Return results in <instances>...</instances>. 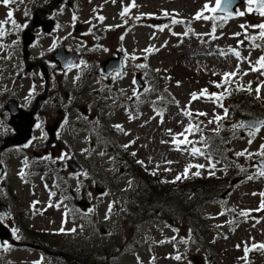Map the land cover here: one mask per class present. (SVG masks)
Listing matches in <instances>:
<instances>
[{
	"label": "rangeland",
	"instance_id": "374dc122",
	"mask_svg": "<svg viewBox=\"0 0 264 264\" xmlns=\"http://www.w3.org/2000/svg\"><path fill=\"white\" fill-rule=\"evenodd\" d=\"M51 1L12 0L8 5L0 2V18L7 20V13L11 11V20L15 21L13 24L9 20L6 36L0 35V137L11 134L7 102L17 97L29 102L35 93L44 90V79L37 74V70L34 74H26L23 44L19 41L22 31L32 27L34 12L39 8L48 10ZM130 1L72 0L70 6L66 0L65 6L60 8V27L52 34H41L30 48V59L33 56L44 64L52 61L50 55L53 47L62 43L69 50L89 54L97 52L102 59L114 55L117 50H126L128 69L119 80L115 78L107 84L106 79L100 77L101 74H95L99 69L97 64L91 68L87 65L78 66L62 76L60 83L56 76L52 77L49 86L56 93L52 99L44 101L47 104L39 107L42 122L47 111L60 122L64 119L69 121L79 119L83 114L79 110H72L69 114L64 110L67 115L62 118L65 91L89 89L83 92L88 94L77 100L81 104L92 100L91 110H95L101 102L100 94L104 89L106 105L118 104L122 95L126 110L115 109L108 119L109 126L120 125L122 128L110 136L118 140L117 148L100 143L108 131L93 135L79 130L76 123H69L58 136V141L67 151L45 155L41 166L44 168L29 170V158H36L34 151H5L0 155V163L8 167V176L0 181V202L11 203L18 211L26 208L36 211L38 215L28 221L31 222L30 228H64L70 231L65 237L53 236L55 234L51 232L42 241L35 240L38 237L35 230H28L30 241L23 239V242L41 243L63 255L64 259L51 258L47 264H194L196 257L207 258L210 255H214L218 262L216 264H241L246 260V249L264 245V208H261L264 203V177L258 175L259 168L254 163L264 157L260 154L261 146L264 145V128L253 137L249 130H237L232 119L220 124L219 141L223 149L220 155L229 160L234 171L221 186L208 185L205 189L213 191L201 200L198 198L204 190L179 196L168 195L166 199L175 197L170 202L171 206H168L170 203L165 204L166 199L160 201L156 197L151 201L138 189L126 159L133 149L138 151L139 156L143 154L147 157L152 167L173 177L193 163L204 167L215 165L213 170L221 169L225 175L221 168L223 165L217 158L207 159L193 154L189 145L177 144L175 140H185L187 137L193 141L199 140L204 130L216 127L214 121L217 119L209 113V109L218 114L224 109L213 98L200 97L197 92L201 85L214 89L211 86L216 87V80L224 81L222 75L225 72L235 73L234 80L239 79L243 83L244 91L247 92L240 95L244 114L250 117L255 113H264V68L253 70L260 66L257 61L264 57V52L248 49V45H257V42L249 40V36L241 46L232 38L235 31L243 35V29L261 31L254 26L263 24L264 17L258 18L253 10L249 11V5L240 6L239 12H244V15L225 20V28L214 33L216 36L224 34L225 41L218 46V43L208 40V35L212 34L210 27L213 15L204 7L205 4L209 8L215 7V0H134L139 10L163 13L150 18L145 24L131 14L133 21L128 20L126 26L117 25L121 22L120 7ZM197 13H202L208 19H196ZM174 20L178 22L173 23ZM191 21L192 30L203 40L180 45L179 35L184 32V23L188 25ZM133 23L136 26L128 29ZM76 25H81L82 31L75 32ZM90 27L95 30L92 32ZM79 33H85V36L81 37ZM16 44L19 51H10V46ZM233 50L241 51V56L237 57L232 53ZM138 72L142 73L145 84L152 81L160 89L162 86L168 87L170 92L167 95L158 91L150 92L152 87L148 85L139 90L134 80ZM88 74L91 75L88 76L90 87H84ZM230 78L229 81H232ZM6 87L9 90L14 88L15 93L1 94ZM193 93L197 94L196 99L192 98ZM145 98L158 100L161 105L169 102L165 106V113L160 114L164 120H159V112ZM102 122V119H97V125H102ZM190 126L198 127L199 131L186 132L185 129ZM43 134V130L36 132V147H40L38 142H45ZM249 140L252 142L249 143ZM3 143L0 142V146ZM127 145L130 147H124ZM118 147L119 151L116 150ZM241 152L244 155L238 156L237 153ZM70 160L80 165L79 172L69 169L67 161ZM25 163H28L26 168ZM31 170L35 171L31 182L24 183L25 176L30 180ZM7 181L11 182L8 187L10 191L5 184ZM95 185H99V188L95 189ZM101 187L105 189L102 194L98 193ZM170 189L173 188L164 186L156 195ZM84 199L89 202L86 211L77 207V202H83ZM66 200L76 205L73 215H68L70 207L69 204L65 205ZM146 205L156 209V214H163L157 217L162 222L138 226L134 228L135 234L131 230L133 221H125V217L132 207H136L137 211H132V215L141 218V211L145 210ZM244 212L248 215L241 214ZM187 213L201 236L196 241L190 237V222H181ZM6 218L10 219L9 216ZM73 228L75 231H71ZM151 237L156 241L165 240L162 245L154 247L147 242ZM31 251L11 247L0 250V262L28 264L31 258L37 256V251ZM172 253L181 258H173ZM253 258L254 264H264V248L258 247Z\"/></svg>",
	"mask_w": 264,
	"mask_h": 264
},
{
	"label": "snow or ice",
	"instance_id": "6c2138e0",
	"mask_svg": "<svg viewBox=\"0 0 264 264\" xmlns=\"http://www.w3.org/2000/svg\"><path fill=\"white\" fill-rule=\"evenodd\" d=\"M2 2H3V4L8 5V4H10L12 2V0H2ZM254 3L255 4H258V6H259L258 7V11L260 12V15L261 16H264V0H247V4L248 5H252ZM133 6H135V5L133 4ZM229 6H230V0H228V3H225L224 0H215V7L209 8L208 4H205L204 7H205V9H207V10H209L211 12H216L217 10H221V11L228 12ZM128 10H129L128 8H125L124 9V12H122L121 15H124L125 13H127ZM248 10L249 11H252L251 7H249ZM228 14L229 15H232L231 12H229ZM165 15H167V13H165ZM236 15L243 16L244 15V12H242V11L241 12H237ZM8 18H9V20H11V18H12V12L11 11L8 13ZM195 18L196 19H201V18L208 19V17L203 16L202 13H197V15H196ZM101 19H103V18H101ZM11 22L13 24H15V21L14 20H11ZM177 22L178 21H175V20L173 21V23H177ZM5 23H7V21L0 22V25L5 24ZM254 27H259L260 29H264V24H260V25L254 26ZM161 30H163V29H161ZM185 34H187V33H185ZM0 35H3L2 29H0ZM260 35H261V37H264V31H261ZM234 54L237 57H240V53L238 51H234ZM257 63L260 65L261 68H264V57H261L260 60L257 61ZM253 70H255V69H253ZM234 75H235V73H224V82L225 83H228L229 82V77L234 76ZM216 86L217 87H220L221 85L217 84ZM257 92H259V89H257ZM205 94H207V89H204V90L201 91V95H205ZM211 95L212 96H216L217 99H221L222 98V94L220 96H217L216 94H211ZM192 98L193 99H196L197 98V94L193 93L192 94ZM185 114L186 115H191V113H185ZM225 114H227V109H225ZM199 115H206V113H199ZM216 119L219 120L221 118L220 117H217ZM210 123H211V121H210ZM116 127L118 129L122 130V128H121L120 125H116ZM234 127H241V128L246 127V128L249 129V134L254 137V136H256V134L258 132H260V130L262 128H264V120L255 121L253 123H248V124H243L242 123L240 125H234ZM185 131L186 132L199 131V128L198 127H195V126H190L189 128H186ZM181 135H183V134H181ZM174 140H175V138H174ZM175 142L177 144L188 143L187 139H185V140H175ZM251 142L252 141L249 140V143H251ZM125 147H127V146H125ZM261 148H262V151H261L260 154L261 155H264V145H262ZM200 152H201V150L199 148H196V147H193L192 148V153L193 154L200 153ZM101 155H103V153ZM133 155H135V153H133ZM237 155L238 156L244 155V153H242V152L241 153H237ZM140 163H143V162H140ZM189 167L203 168L204 165H195V166L190 165ZM212 167L214 168L215 165H212ZM187 172H188V169L186 168L185 169V173H184L185 177L187 175ZM153 174H155V173H153ZM199 174H200L199 172L195 173V175H199ZM212 174H214V173H212ZM259 175L260 176H264V169H262L259 172ZM180 178H181L180 176H177L176 177L177 180H179ZM249 179H252V177H249ZM262 195H264V194H262ZM261 208H264V203H262ZM241 214L242 215H245V216L248 215V213H246V212L241 213ZM61 231H63V229H61ZM71 231H75V229L73 228V229H71ZM260 247L261 248H264V245H260ZM246 251H247V249H246ZM180 258H181L180 256L175 257V259H177V260H179Z\"/></svg>",
	"mask_w": 264,
	"mask_h": 264
},
{
	"label": "flooded vegetation",
	"instance_id": "af4514ba",
	"mask_svg": "<svg viewBox=\"0 0 264 264\" xmlns=\"http://www.w3.org/2000/svg\"><path fill=\"white\" fill-rule=\"evenodd\" d=\"M63 2H64V0H58V1L56 0V5H60ZM47 12L48 11H45V13H47ZM48 95L49 94H46L45 97H48ZM35 108H36V106H35ZM84 110H86V109H84ZM102 111H104V110H102ZM36 112H38V109L36 110ZM91 116L93 118H96L95 115L91 114ZM99 118L103 119V121H106V117H105L104 113H101V115H99ZM58 126H59V123L55 122L56 130L58 129ZM49 143H50V140L47 142V144H48L47 148H44L43 151H50ZM1 203L7 204L9 206L10 210H11V214H10L11 218L9 220L10 221V225L9 226H10V229H11V232H12L11 241L14 244L17 243L18 240H23V239H26V240L30 241L28 230H31V229L29 227L28 220H29V218L31 216V212L28 211L27 209H22L20 211L15 210V208H13V205L11 203H5V201L4 202H0V204ZM36 232H37V236L38 237L35 240L42 239V241H43V237H45L46 234H49L48 232L42 231L40 229L37 230ZM17 234H21V235L17 236ZM11 241H8V242H11ZM29 243L32 246L29 245ZM17 244L21 245V247H18L20 249H24V250H28V251L33 250L34 253L37 251V257L38 258L44 257L46 253H50L54 258L64 259L62 254L57 253L54 250L51 251L50 249L46 248L41 243L23 242L22 241V242H18ZM59 251H61V250H59ZM202 261L203 260L199 261L198 264H203Z\"/></svg>",
	"mask_w": 264,
	"mask_h": 264
},
{
	"label": "trees",
	"instance_id": "16d2710c",
	"mask_svg": "<svg viewBox=\"0 0 264 264\" xmlns=\"http://www.w3.org/2000/svg\"><path fill=\"white\" fill-rule=\"evenodd\" d=\"M204 88L205 86L201 87V90ZM238 110L239 108L237 109V111ZM133 153H135V155H133ZM145 160L146 159L143 154L142 156H139L137 150L131 149L129 156L126 159V162L128 163V166L133 170L137 181L138 182L140 181L143 189L147 191H151L150 189H153V191H156L159 188L158 182H157L158 179L166 178V177L161 176L157 173H155L157 177L150 175V173L146 170L147 167L145 166ZM140 162H143V163H140ZM180 177L181 178L177 180L179 186L196 187L198 185H208L209 183L213 182V178H203L201 174L195 175V173L190 172L189 170L187 172L186 177L184 174L180 175Z\"/></svg>",
	"mask_w": 264,
	"mask_h": 264
},
{
	"label": "water",
	"instance_id": "95a60500",
	"mask_svg": "<svg viewBox=\"0 0 264 264\" xmlns=\"http://www.w3.org/2000/svg\"><path fill=\"white\" fill-rule=\"evenodd\" d=\"M31 35L32 34H30L29 31H27L25 33V37H24L25 46H27L33 40V35L32 36ZM70 57H71V62L68 63L67 66L74 65L77 62V60L79 59V56L74 54V53H71ZM54 58H57V57L54 56ZM74 59H75V61H74ZM110 62L111 63L109 65V67L106 69V73L107 74H109L110 72H112L115 69L121 70V68H118L117 66H111L112 64H115V61L111 60ZM137 80H138V82H140L139 79H137ZM10 107H11L10 109L13 111V117H14L13 119H15L16 117H20L22 119V121L25 123V127H24V130H23L25 135L22 137L23 139L20 138V139L15 140V143L20 144V143H23V142L27 141L28 138L31 136V128H32V126L34 124V121H33V119L27 120V119L23 118V116L26 117L24 112H22V113L16 112L15 111L16 110V105H10ZM262 120H264V119H262ZM255 121H260V120H248V121H245V124L253 123ZM259 163L261 164V166L264 169V160L260 161ZM1 173H2V167L0 166V175H1ZM86 204H87L86 202L80 203V205L84 209L86 208ZM5 237H8V229L6 227H4L2 224H0V245L2 244L3 239Z\"/></svg>",
	"mask_w": 264,
	"mask_h": 264
}]
</instances>
